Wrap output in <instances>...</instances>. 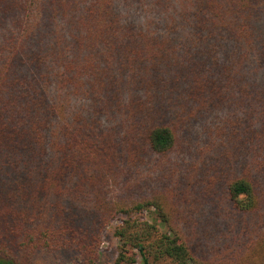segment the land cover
Segmentation results:
<instances>
[{
    "label": "trees",
    "instance_id": "1",
    "mask_svg": "<svg viewBox=\"0 0 264 264\" xmlns=\"http://www.w3.org/2000/svg\"><path fill=\"white\" fill-rule=\"evenodd\" d=\"M21 1L34 12L22 31L38 30L30 57L0 70V264H20L10 236L30 254L83 252L71 212L86 208L119 222L116 264L230 261L196 253L169 197L120 208L90 195L156 169L146 158L192 155L176 126L195 107L217 116L193 156L201 195L223 210L227 240L264 242V0Z\"/></svg>",
    "mask_w": 264,
    "mask_h": 264
},
{
    "label": "rangeland",
    "instance_id": "2",
    "mask_svg": "<svg viewBox=\"0 0 264 264\" xmlns=\"http://www.w3.org/2000/svg\"><path fill=\"white\" fill-rule=\"evenodd\" d=\"M30 9L25 7L21 0H6L0 3V70L7 64L15 65L20 58L30 57L36 50L32 37H36L34 33L38 29L29 37L27 30L22 31L27 24L34 30V12ZM196 108L191 110L192 114L196 115L194 118L176 126L179 144L185 147L188 145L192 155L174 150L167 156L146 158L148 166H156V169L150 172L146 171V167L132 169L131 172L125 173L116 190L100 187L102 197L97 190L96 195H90L125 208L124 204L130 199H140L148 196L150 190H154L160 193V200L164 197L171 198L172 206L167 208L168 212L172 213L173 207L184 216L182 222L185 223L186 230L197 238L198 247L196 244L194 250L199 256L209 262H219L220 259L231 261L222 264H264V242L255 247L256 249L249 250V240L243 241L238 236L235 240H227L232 233H229L227 218L222 217L223 210L220 206L209 205L213 199H205L201 195L199 169L202 163L193 156L207 147L210 141L208 130L214 122L216 123L217 116L203 111L202 118H198ZM144 174L147 177L144 176L145 179L141 180ZM134 176L136 178L132 179ZM149 180L154 181L148 184ZM130 182L135 185L126 191L125 188ZM45 211L43 213L51 216L48 208H45ZM71 215L75 216L73 222L77 227L76 232L80 233L76 240L82 241L88 247L83 252H80L79 248L63 246L56 249L53 246L30 254L31 252L20 247L16 236L8 238V251L20 264H116L119 242L113 235V230L119 222H109L110 216L97 208L93 211L88 208L72 210ZM234 256L238 260L235 261ZM135 264L141 263L138 261Z\"/></svg>",
    "mask_w": 264,
    "mask_h": 264
}]
</instances>
